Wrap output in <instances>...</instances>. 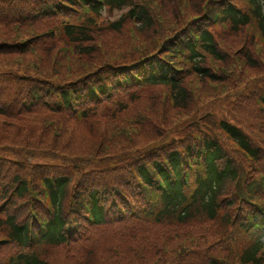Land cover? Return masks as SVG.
Segmentation results:
<instances>
[{
    "label": "trees",
    "instance_id": "16d2710c",
    "mask_svg": "<svg viewBox=\"0 0 264 264\" xmlns=\"http://www.w3.org/2000/svg\"><path fill=\"white\" fill-rule=\"evenodd\" d=\"M99 1L87 0L86 21L77 31L73 27L69 29L74 41V50L70 53L53 42L51 46H40L33 39L35 32L42 25L47 27L54 18L52 0L0 1L1 29L17 31L15 36L0 39V196L10 198L6 223L14 251L18 250L15 264H56L54 256L58 251L64 256L59 264H85L80 254L84 253V248L89 251L99 248L103 253L102 264L109 261L178 264L171 262L172 258L164 261L163 256L169 257L166 253L171 257L173 253V249L166 253L162 250L165 241L171 246L167 237H161L166 234L161 235L157 229L148 231L137 219L149 204L151 190L147 189L153 187L160 191L166 206L158 220L171 221L175 217L185 198L181 174L186 157L188 159L187 152L194 149L193 145L181 144L183 149L170 150L168 161H163L161 156L149 158L141 154L134 157L132 165L124 166L121 172L114 174L115 165L93 167V163H101L97 158L99 148L94 154V146L84 151V155L82 151L86 150L88 137H92L94 121L103 119V114L100 117L97 113L100 105H111L106 115L124 113L140 100V96L150 97L153 91L163 87L175 108H185L194 93L189 79L192 75L200 81L215 79L208 62H224L225 48L219 45L214 33L201 29L202 48L197 50L193 46V36L183 31L174 41L171 36H165L167 50L161 53L133 62L107 63L103 67L109 68L105 70L95 69V57L103 47L94 36L100 29L97 18L91 14L101 17L105 11L129 9L131 17L140 24L139 29L145 32H153L162 16L161 12H154V9H161V4L155 1L152 7L145 1L140 4L137 0H105L100 8ZM251 2L246 12L229 6L224 13L236 33L250 23L251 14L259 18L264 33V0ZM197 11L200 13L196 14H201L200 5ZM125 23L126 18L122 15L110 27L120 32ZM177 43L188 50V58L193 62L192 71L171 56ZM251 54H247V58L257 63V58L254 60ZM28 55L30 59H26ZM5 56H16L17 61L7 63ZM33 57L38 60L31 65ZM58 71H63L62 75ZM142 120L140 117L137 121ZM73 122L77 123L74 129ZM220 123L230 139L264 168V140L257 137L254 142L230 121L223 119ZM123 129L118 127L112 131L118 136ZM263 129L258 130L262 132ZM65 137H70L72 144L65 141ZM222 137L225 138L223 134ZM76 138H79L77 146L82 150L73 153L71 147L76 144ZM163 141L167 143L166 137ZM200 145L205 149H200L196 157L202 159L206 173L199 178V202L214 215L222 202L233 194L245 195L237 185L244 179L237 163L241 158L229 153L216 136L204 134ZM117 152L105 149L109 155ZM160 182L166 184L164 190ZM11 191L15 197H11ZM131 215L138 217L131 218ZM44 220L46 234L33 245L35 249L31 254L20 253L21 247L31 244L32 231L39 229ZM157 246L163 256L156 252ZM259 248L256 244L248 250L244 261L264 264V252ZM212 264L219 263L214 261Z\"/></svg>",
    "mask_w": 264,
    "mask_h": 264
},
{
    "label": "rangeland",
    "instance_id": "374dc122",
    "mask_svg": "<svg viewBox=\"0 0 264 264\" xmlns=\"http://www.w3.org/2000/svg\"><path fill=\"white\" fill-rule=\"evenodd\" d=\"M140 4L144 1L154 6L155 3L161 4V9H154V12H161L160 21L156 22V28L153 32H145L140 28V24L136 23L127 13L129 9L106 12L99 20L100 32L94 34L98 39V44H102V51L98 53L94 61L95 69H104L107 63H123L133 62L142 57L154 53H161L167 50L164 44V37L171 36L177 32L180 35L186 31L191 24L202 26L205 24L203 18L192 22L196 18L197 8L202 9L204 0H137ZM126 18V23L120 32L109 29L108 26L118 21L121 16ZM181 15V21L178 16ZM184 24L182 28L179 27ZM0 27V39L5 36L17 35L16 29L9 28L3 31ZM220 46L224 49L226 60L224 62H208L211 72L215 75V79L200 81L196 76L192 75L191 92L192 101L187 107L175 108L167 99V89L161 87L153 91L149 95L140 96L132 106L130 105L124 113L110 112V104H102L99 106L97 113L103 119L95 120L91 130L92 137H88L86 150L89 151L93 146L94 153L98 151L101 163H93V167H113V174L122 171L124 166L132 165L134 157H153L163 156L170 150L181 149V144L187 146L192 142H197L196 138L210 135L219 138V141L228 148L229 153L239 156L247 167L252 162L248 161L242 154L235 152V147L230 140L222 137L220 130L217 128L221 119H228L230 122L243 128L255 142V138L264 140V129L260 132V128L264 127V110L257 104V96L264 91V42L261 41L259 34L255 33V28H245L239 33L226 32L225 29L219 27ZM166 34V35H162ZM98 36V38H97ZM163 45V46H162ZM252 53L251 58H257V63L249 61L247 54ZM30 59V55L26 56ZM7 63L16 62V56H5ZM38 60L37 57L31 58V65ZM48 69H51L49 67ZM53 69V67H52ZM99 71V70H98ZM97 71V73H98ZM62 75L63 71H58ZM115 110V109H113ZM143 117L142 121H137ZM85 123V121H84ZM81 124L80 134L83 130ZM108 124H110L108 126ZM77 127V123L73 122V129ZM124 127L123 133L114 135L112 129ZM71 129V131H73ZM78 133V131H77ZM67 134V133H66ZM166 137V142L164 139ZM79 138H76L71 147L73 153L82 150L77 146ZM70 137H65V141L72 144ZM65 143V142H64ZM105 149L118 151L115 155L105 153ZM188 234L182 235L180 241H171V246H166L162 250L167 251L176 246L187 245ZM189 243V241H187ZM158 246L156 252L163 256ZM93 251V252H92ZM62 251H58L54 260L56 264L62 263L64 256ZM85 264H102V251L84 248ZM164 257V261L172 258L173 262H179V251L173 252ZM153 257L151 258V261ZM150 261V262H151ZM166 261V262H167ZM106 264H130L128 262L109 261ZM133 264V263H132Z\"/></svg>",
    "mask_w": 264,
    "mask_h": 264
}]
</instances>
